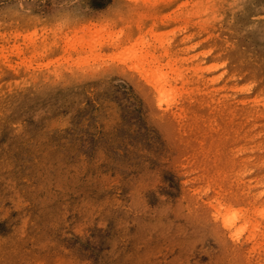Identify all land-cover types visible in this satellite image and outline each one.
<instances>
[{"label": "rangeland", "instance_id": "374dc122", "mask_svg": "<svg viewBox=\"0 0 264 264\" xmlns=\"http://www.w3.org/2000/svg\"><path fill=\"white\" fill-rule=\"evenodd\" d=\"M0 264H264V0H0Z\"/></svg>", "mask_w": 264, "mask_h": 264}, {"label": "bare ground", "instance_id": "6f19581e", "mask_svg": "<svg viewBox=\"0 0 264 264\" xmlns=\"http://www.w3.org/2000/svg\"><path fill=\"white\" fill-rule=\"evenodd\" d=\"M185 1V0H184ZM186 3V2H185ZM185 3H183L182 2V4H185ZM182 7V6H181ZM182 9V8H181ZM182 11H184V9H182ZM181 11V12H182ZM182 13H180V15H181ZM185 14V13H184ZM167 16V15H166ZM186 16V15H185ZM182 17V16H181ZM164 19V18H163ZM166 22V21H165ZM179 28H181V27H179ZM155 27L153 26V27H150V28H148L146 31H149V32H154L155 30ZM143 31H144V29H143ZM145 31V32H146ZM182 31V30H181ZM147 33V32H146ZM155 34L157 33L158 34V36H161V35H159V33L158 32H154ZM152 33H149V35H151ZM155 34H153V35H155ZM156 34V35H157ZM148 35V36H149ZM166 35V34H165ZM163 36V35H162ZM150 37V36H149ZM153 37V36H152ZM157 38V37H156ZM159 38V37H158ZM166 38V37H165ZM153 39H155V38H153ZM160 40L159 41H161V39H163L162 37L161 38H159ZM164 40V39H163ZM162 40V41H163ZM165 40H167V39H165ZM155 41H156V39H155ZM164 42V41H163ZM169 42V41H168ZM156 43H159V42H156ZM167 43V42H166ZM177 43V42H176ZM165 44V43H164ZM169 44V43H168ZM145 45V44H144ZM144 45H143V47H144ZM133 46V45H132ZM147 46V45H146ZM134 47V46H133ZM133 47H130V48H128V50H129V54H132V48ZM149 47H151V45L149 46ZM149 47H148V49H149ZM169 48V47H168ZM144 49V48H143ZM146 49V48H145ZM150 49H152V48H150ZM149 49V50H150ZM154 49V48H153ZM164 50V56H168L170 53V51H165L166 50V48L165 47H161L160 49H159V52L161 51V50ZM133 50H134V48H133ZM147 50V49H146ZM171 50V49H170ZM178 50V49H177ZM145 51V50H144ZM157 51V50H156ZM155 51V52H156ZM138 52H139V50H138ZM152 52V51H151ZM154 52V53H155ZM159 52H158V55L157 56H159ZM173 52V51H172ZM176 54H177V52H175ZM156 54V53H155ZM175 54V55H176ZM139 55V54H138ZM138 55H136V60H137V62H139V66L141 67V68H139V67H136L139 71H141V73L144 75H142L144 78H145V80L147 81V84L149 85V87L152 89V94L154 95V97H156V99H157V101L158 102H161L162 101V99H164V98H166V101H168L167 103L169 104V105H173V104H175L176 103V95H175V89H176V83L178 82V80L180 79V78H178V76L177 77H175V75H173L174 77H170V76H168L166 73H164V72H162L159 68H156L155 66H154V68H153V70H152V75H148L147 74V71H146V69L148 68L147 67V65L149 66V64H150V66H151V63L150 62H148V58H149V56H148V51H147V53H145V54H143L142 53V55L140 54L139 56ZM173 55V54H172ZM133 57H135V56H133ZM168 57H170V56H168ZM175 58H176V56H175ZM175 58H173V59H175ZM151 59V58H150ZM153 59V58H152ZM151 59V60H152ZM168 59V58H167ZM170 59V58H169ZM133 60H134V58H133ZM135 60V61H136ZM130 61V60H129ZM171 61V60H170ZM172 61H175V60H172ZM179 61V60H178ZM181 61V60H180ZM179 61V62H180ZM157 62V61H156ZM178 62V63H179ZM171 63V62H170ZM175 63V62H174ZM156 63L154 62L153 63V65H155ZM135 65V64H134ZM152 65V66H153ZM137 66V65H136ZM151 66V67H152ZM135 68V67H134ZM135 68V69H136ZM136 69V70H137ZM137 70V71H138ZM178 70V69H177ZM150 71V70H149ZM177 73H178V71H177ZM177 75V74H176ZM187 80H189V79H187ZM182 81V79L180 80V82ZM184 81V80H183ZM188 85V84H187ZM184 87V86H183ZM186 88V87H185ZM180 90V89H179ZM185 90V89H184ZM178 91V90H177ZM189 91V90H188ZM177 95H178V93H177ZM180 98V97H179ZM178 99V98H177ZM178 102V101H177ZM245 112V111H244ZM243 112V113H244ZM248 113V112H247ZM249 114V113H248ZM202 118V117H201ZM205 119V118H204ZM205 125V124H204ZM209 128V127H208ZM244 136V135H243ZM244 140V139H243ZM245 141V140H244ZM248 141V140H247ZM217 142V141H216ZM215 143V142H214ZM244 143V142H243ZM213 146V145H212ZM221 146V145H220ZM236 147V146H235ZM246 147H247V144L246 143H244V145L240 148V151H245L246 150ZM222 148V147H221ZM239 148V147H238ZM214 149H215V147H214ZM225 150V149H224ZM224 150L222 151V152H224ZM233 150V149H232ZM226 151H228V150H226ZM230 151V150H229ZM226 153V155H227V152H225ZM230 153V152H229ZM238 153H239V151H238ZM224 154V153H223ZM230 155V154H229ZM218 156V155H217ZM216 155H215V157H217ZM228 156V155H227ZM214 157V158H215ZM226 157V156H225ZM239 157V156H238ZM224 158V157H223ZM227 158V157H226ZM231 158V157H230ZM235 159V158H234ZM229 160V159H228ZM230 161H233V160H230ZM235 161V160H234ZM237 162V161H236ZM235 162V163H236ZM243 162V161H242ZM216 163V162H215ZM221 163V162H220ZM233 163V162H232ZM227 165V164H226ZM235 165V164H234ZM218 166H220V165H218ZM232 166V165H231ZM230 166V167H231ZM237 166H240V165H237ZM214 167V166H213ZM233 167V166H232ZM241 167H242V165H241ZM238 168V167H237ZM230 169V168H229ZM216 170V169H215ZM219 170V169H218ZM231 170V169H230ZM235 170V169H234ZM237 170V169H236ZM217 171V170H216ZM220 171V170H219ZM218 171V172H219ZM215 172V171H214ZM224 172V171H223ZM223 172H221L222 174H220V175H222V177H223ZM226 172V171H225ZM229 172V171H228ZM216 173V172H215ZM214 174V173H213ZM235 174V173H234ZM234 174L232 175V176H234ZM208 175H210L209 173L207 174V176ZM239 172H237L236 173V176H234V177H236V179H238V177H239ZM215 176V175H214ZM218 176V175H217ZM228 176V175H227ZM230 176V175H229ZM221 177V178H222ZM214 178V177H213ZM216 178V177H215ZM219 179V178H218ZM227 179H229V178H227ZM225 181V180H224ZM231 181V180H230ZM234 181H235V179H234ZM221 182V181H220ZM228 182V181H227ZM217 183V182H216ZM219 185V184H218ZM215 187V186H214ZM213 187V188H214ZM212 188V187H211ZM217 188H219V187H217ZM225 190V189H224ZM215 191V190H214ZM237 192V191H236ZM243 192V191H242ZM238 193V192H237ZM239 194V193H238ZM243 195V194H242ZM221 207H223V205H221ZM242 211V210H241ZM242 217V216H241ZM239 215H238V212H236L235 210H233V212H230V213H228L227 214V216L225 217V219H226V222H227V224L230 226H233L236 222H237V220H239L240 218H241ZM242 219V218H241ZM241 221H243V220H241ZM244 223L245 224H247L246 222V219H245V216H244ZM249 221V220H248ZM243 223V224H244ZM242 224V225H243ZM248 226V225H247ZM246 226V227H247ZM242 230L244 229V228H241Z\"/></svg>", "mask_w": 264, "mask_h": 264}]
</instances>
